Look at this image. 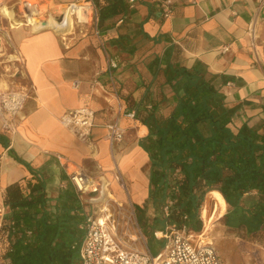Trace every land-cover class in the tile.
<instances>
[{
  "label": "crops",
  "instance_id": "0c3cea01",
  "mask_svg": "<svg viewBox=\"0 0 264 264\" xmlns=\"http://www.w3.org/2000/svg\"><path fill=\"white\" fill-rule=\"evenodd\" d=\"M19 1L0 3L3 9L14 10ZM42 1L58 10L73 0ZM94 2L95 30L72 25L63 35L16 24L6 29L12 45L0 35V91L20 88L28 94L14 129H4L0 118V225L7 212L3 190L16 181L25 188L26 181L42 180L52 205L65 206L76 199L84 218L96 210L99 203L75 190L60 157L82 167L95 181H108L109 195L133 211L136 222V209L146 210L152 218L154 211L147 202L150 162L141 146L148 128L123 112L141 111L162 95L165 100L159 108L167 110L172 104L166 84L170 65L191 68L200 63L207 78L215 76L226 106L235 110L229 124L233 129L247 118L264 119V2ZM109 61L116 66L109 68ZM83 107L94 112L85 139L60 122L65 112ZM115 120L123 139L110 144L106 125ZM211 191L203 198L201 219Z\"/></svg>",
  "mask_w": 264,
  "mask_h": 264
},
{
  "label": "trees",
  "instance_id": "16d2710c",
  "mask_svg": "<svg viewBox=\"0 0 264 264\" xmlns=\"http://www.w3.org/2000/svg\"><path fill=\"white\" fill-rule=\"evenodd\" d=\"M166 75L172 104L160 109L162 95L135 113L148 128L141 146L150 162L147 202L152 219L199 232L203 198L216 189L228 204L226 225L233 220L235 229L263 232L264 119L247 118L233 129L229 124L235 110L226 106L215 76L207 78L200 63L191 68L170 65ZM3 204V264H78L84 216L76 199L52 205L43 181L35 179L26 181L25 188L18 181L6 185Z\"/></svg>",
  "mask_w": 264,
  "mask_h": 264
},
{
  "label": "built area",
  "instance_id": "2783aa9c",
  "mask_svg": "<svg viewBox=\"0 0 264 264\" xmlns=\"http://www.w3.org/2000/svg\"><path fill=\"white\" fill-rule=\"evenodd\" d=\"M96 11L93 0H73L58 10L49 9L42 0H20L14 10L3 9L0 3V35L12 45L6 33L8 27L22 24L36 30L42 28V22H46L48 26L63 28L59 32L61 34H65L72 25L91 26L95 30ZM168 12L169 9L166 10ZM66 14L71 18L70 23L65 18ZM226 49L225 47L223 50ZM108 66L114 68L116 64L109 61ZM27 96V91L20 88L0 91V118L4 129L15 128ZM123 115L133 119L135 112L124 111ZM93 116V110L77 108L62 114L60 122L79 138L85 139L93 124ZM106 127V138L110 144L123 139V129L117 120ZM59 160L77 192L91 195L90 198L94 201L101 200L96 210L87 213L83 223L79 225L83 235L78 246V264H226L213 243L201 238L203 231L194 232L185 226L169 225L164 230L155 231V236L166 242L162 250L153 255L140 229L134 235L127 232L125 225L134 226L136 223L133 211L123 209L120 203L110 198V183L106 180L95 181L82 167L67 158L60 157ZM116 178L124 188L120 177ZM2 214L3 209L0 207V218ZM127 236L132 242L138 241V246L127 242ZM0 264H3L1 260Z\"/></svg>",
  "mask_w": 264,
  "mask_h": 264
},
{
  "label": "rangeland",
  "instance_id": "374dc122",
  "mask_svg": "<svg viewBox=\"0 0 264 264\" xmlns=\"http://www.w3.org/2000/svg\"><path fill=\"white\" fill-rule=\"evenodd\" d=\"M113 198L112 195H109ZM132 197V196H131ZM133 199V197H132ZM98 200L97 203H100ZM208 209L212 208V201L207 205ZM128 210L127 208H125ZM228 207L225 212H227ZM224 212V213H225ZM137 222L134 226L125 225L129 234H137V230L142 231L146 245L149 251L154 255L162 250L166 240L158 239L154 235L157 228L163 227L159 222H155L144 209H136ZM202 220V229L206 226L205 220ZM236 222L231 220L225 224L224 217L214 220L209 229L204 234L207 240H210L218 250L221 258L226 264H261L264 263V231L257 234H248L241 229H235ZM135 227V228H134ZM234 228V229H233ZM135 229V231L133 230ZM211 238V239H210ZM126 241L138 246V241L132 242L129 236L125 237Z\"/></svg>",
  "mask_w": 264,
  "mask_h": 264
},
{
  "label": "bare ground",
  "instance_id": "6f19581e",
  "mask_svg": "<svg viewBox=\"0 0 264 264\" xmlns=\"http://www.w3.org/2000/svg\"><path fill=\"white\" fill-rule=\"evenodd\" d=\"M65 18H66V20H67L68 23L71 22V18L69 16V14H66L65 15ZM70 28H68V30H70ZM208 201H212V208H211V210H209L206 205H204L202 207V209H201V216L205 220V223H206V226H205L204 231H203L202 236H201V238L203 240H207L204 234L209 229L210 224L212 223V221L219 220L222 217V215L224 214V212L226 210V207L228 205L226 203L225 199L223 198V196L217 190H212L210 192V197H209ZM196 231H198V230H196Z\"/></svg>",
  "mask_w": 264,
  "mask_h": 264
},
{
  "label": "water",
  "instance_id": "95a60500",
  "mask_svg": "<svg viewBox=\"0 0 264 264\" xmlns=\"http://www.w3.org/2000/svg\"><path fill=\"white\" fill-rule=\"evenodd\" d=\"M42 28L36 29V30H43V29H51L54 30L55 32H62L63 28L55 27V26H48L46 22H42Z\"/></svg>",
  "mask_w": 264,
  "mask_h": 264
}]
</instances>
